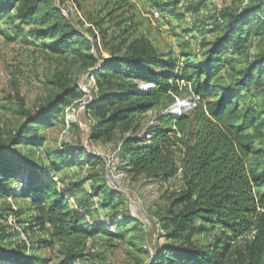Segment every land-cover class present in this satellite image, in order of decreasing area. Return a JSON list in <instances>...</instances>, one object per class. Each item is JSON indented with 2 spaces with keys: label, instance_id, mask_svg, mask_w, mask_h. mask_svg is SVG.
Here are the masks:
<instances>
[{
  "label": "trees",
  "instance_id": "1",
  "mask_svg": "<svg viewBox=\"0 0 264 264\" xmlns=\"http://www.w3.org/2000/svg\"><path fill=\"white\" fill-rule=\"evenodd\" d=\"M145 1L161 18L182 16L180 0ZM63 2L0 0V21L52 53L70 54L89 72L94 79L85 106L94 117L89 138H118V170L159 181L180 176V187L158 215L161 242L140 264H264V0H231L207 12L205 23L195 26L207 27L200 56L183 49L177 57L166 55L140 33L110 44L106 58L92 52L98 50L96 35L86 36L64 14ZM182 4L197 18L207 8L204 0ZM49 83L53 95L34 112L15 92L20 121L0 137V195L27 199L35 223L50 229L48 243H60L56 264H78L87 256L89 238L121 236L91 223L94 198L101 195V206L117 213L124 197L92 172L68 178L73 166H103L100 156L83 147L44 145L40 131L53 128L57 117L64 121L66 106L86 96L74 76L60 73ZM184 91L194 105L173 112ZM47 173L58 174V180ZM136 223L125 210L112 221L125 231ZM210 232L206 243L194 239ZM0 264L44 261L0 245Z\"/></svg>",
  "mask_w": 264,
  "mask_h": 264
},
{
  "label": "rangeland",
  "instance_id": "2",
  "mask_svg": "<svg viewBox=\"0 0 264 264\" xmlns=\"http://www.w3.org/2000/svg\"><path fill=\"white\" fill-rule=\"evenodd\" d=\"M191 1L180 0L182 16L170 14L163 18L145 0H64L62 7L64 14L71 16L86 36L92 40V34L96 35L98 50H92L96 57L106 58L110 44L140 33L166 55L177 57L183 49L200 56L203 53L201 40L207 27L196 31L195 26L205 23L207 12H213L231 0H204L207 8L200 10L198 18L183 9L182 3L186 5ZM102 34L105 41L101 40ZM212 37L211 33L207 35V38ZM253 42L252 50L256 47V40ZM60 73L76 77V84L86 96L74 99L66 106L64 121L57 117L53 128L40 131L47 139L44 145H68L72 149L83 147L91 156H100L103 166L98 165L93 170L88 165L73 166L67 173L68 178L85 177L92 172L124 197L115 209L117 213L101 206V195L94 198L97 212L89 217L91 223L105 226L111 233L119 232L121 236L102 234L89 238L87 256L78 264H140L147 258V251L152 252L156 243L161 242L158 215L165 212L170 194L180 187V176L159 181L144 176L133 177L124 169L118 170V138H89L90 125L94 120L85 108L94 86L89 72L81 70L70 54L52 53L42 46L40 40L25 33L16 34L5 20L0 21V137L5 138L7 131L20 121L16 114L20 101L15 92H18L24 108L34 112L53 95L55 88L49 80ZM193 99L189 91H184L171 110L179 112L181 107L189 108L194 105ZM148 114L152 115L151 112ZM261 142L264 148V129ZM47 174L49 178L58 180V174ZM18 186L14 191H18ZM124 210L131 218L137 219V228L125 231L112 225L115 214ZM35 216L36 211L27 199L0 195V245L7 250H19L25 258L34 257L44 264H56L61 259L60 243L56 240L48 243L51 240L50 229L39 227ZM121 218L122 215L118 220ZM212 236L210 232L199 234L194 239L202 244Z\"/></svg>",
  "mask_w": 264,
  "mask_h": 264
},
{
  "label": "bare ground",
  "instance_id": "3",
  "mask_svg": "<svg viewBox=\"0 0 264 264\" xmlns=\"http://www.w3.org/2000/svg\"><path fill=\"white\" fill-rule=\"evenodd\" d=\"M215 233V232H214Z\"/></svg>",
  "mask_w": 264,
  "mask_h": 264
},
{
  "label": "crops",
  "instance_id": "4",
  "mask_svg": "<svg viewBox=\"0 0 264 264\" xmlns=\"http://www.w3.org/2000/svg\"><path fill=\"white\" fill-rule=\"evenodd\" d=\"M202 10V9H201Z\"/></svg>",
  "mask_w": 264,
  "mask_h": 264
}]
</instances>
